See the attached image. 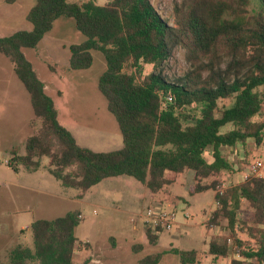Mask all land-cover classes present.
<instances>
[{
  "label": "trees",
  "instance_id": "16d2710c",
  "mask_svg": "<svg viewBox=\"0 0 264 264\" xmlns=\"http://www.w3.org/2000/svg\"><path fill=\"white\" fill-rule=\"evenodd\" d=\"M61 17L72 18L86 37L69 47L70 70L89 69L93 51L104 55L106 70L98 90L118 124L123 143L118 150L95 152L77 143L59 122L53 99L23 52L37 47ZM26 19L31 30L0 36V55L13 64L29 95L31 127L36 121L39 127L27 138L24 153L11 149L10 165L35 171L46 157L49 173L64 187L79 190V198L118 176L132 177L157 194L192 171L191 195L215 192L216 209L207 225L220 227L225 219L228 231L209 241L208 253L219 259L234 250L240 259L231 264H264V177L248 176L217 192L222 175L235 170L223 149L240 146L248 157L250 140L257 149L264 143V118L254 120L264 114V0H179L172 22L151 0H110L104 5L96 0H35ZM178 49L188 66L181 75L170 73L169 62ZM147 65L152 71L146 74ZM224 101L232 104L221 106ZM244 209L249 218L241 217ZM81 217L73 210L34 221L32 248L18 245L7 263L0 259V264H78L74 255L82 243L75 231ZM163 232L161 227L156 232L147 228L146 236L155 244ZM170 252L180 264L200 260L194 250ZM162 256L152 254L138 264H159Z\"/></svg>",
  "mask_w": 264,
  "mask_h": 264
},
{
  "label": "rangeland",
  "instance_id": "374dc122",
  "mask_svg": "<svg viewBox=\"0 0 264 264\" xmlns=\"http://www.w3.org/2000/svg\"><path fill=\"white\" fill-rule=\"evenodd\" d=\"M68 1L83 3L89 0ZM109 1L96 0V3L104 5ZM175 1L179 0H151V3L162 17L172 22ZM34 4L35 0H19L14 4L0 0V36L31 30L26 16ZM85 40L72 18L61 17L37 47L23 49V52L45 84L46 93L57 104L59 122L76 136L77 143L95 152L115 151L123 145L122 136L115 118L108 111L105 97L98 90L99 78L106 70L104 55L93 51V64L87 70L69 68V47ZM169 63L171 74L181 75L188 68L182 49L176 51ZM151 71L152 66H145L144 73ZM231 104L232 101L220 103L221 106ZM261 118L264 114L254 120ZM33 119L27 91L15 75L11 61L0 55V259L3 263H7L9 252L16 246L32 248L31 225L34 221L53 220L73 210L82 214V222L75 231V237L82 243L76 251L81 252L75 256L77 263L87 261L91 264L85 243L94 247L98 264H138L157 253L163 254L159 264H180L171 249L197 251L200 255L197 264H231L233 259H240L234 250L223 259H214L208 253L209 241L227 235L228 231L225 219L221 220L220 227L207 225L210 213L216 209L215 192L210 189L191 195L192 171L181 174L173 185L157 194L148 192L132 177L118 176L101 181L79 198V190L64 187L49 173L46 157L40 159V166L35 171L21 166L14 169L10 165L11 149L19 147L24 153L27 138L39 127L36 121L33 130ZM246 149L251 153L248 157L240 146L223 149V155L235 169L220 178L226 186L237 184L246 176H257L250 172L256 162L262 165L258 176L264 177V143L257 149L250 140ZM206 158L211 161L208 155ZM137 198L139 201L135 202ZM149 206L175 216L172 229L160 233L155 244L149 242L145 232L147 227L144 228L136 216ZM250 216L246 209L241 213L243 218ZM135 223L138 231L134 229ZM116 241L119 250L115 252L112 247Z\"/></svg>",
  "mask_w": 264,
  "mask_h": 264
},
{
  "label": "built area",
  "instance_id": "2783aa9c",
  "mask_svg": "<svg viewBox=\"0 0 264 264\" xmlns=\"http://www.w3.org/2000/svg\"><path fill=\"white\" fill-rule=\"evenodd\" d=\"M261 163L256 162L250 167V172L254 175L257 174L261 169ZM247 177V176H246ZM227 186L223 183L221 186L217 188L218 193H222L224 189ZM138 219L147 227L155 232L159 227L163 228L164 230H170L172 229L173 225L175 224V216L172 214H169L166 211H163L161 209L149 206L148 208H145L141 210L138 214H136ZM223 259V258H219ZM90 262L93 264H98V260L94 258V254L91 255Z\"/></svg>",
  "mask_w": 264,
  "mask_h": 264
},
{
  "label": "crops",
  "instance_id": "0c3cea01",
  "mask_svg": "<svg viewBox=\"0 0 264 264\" xmlns=\"http://www.w3.org/2000/svg\"><path fill=\"white\" fill-rule=\"evenodd\" d=\"M43 82V81H42ZM55 106H56V109H57V112H58V119H59V110H58V107H57V104H55ZM71 132V131H70ZM72 133V132H71ZM73 134V133H72ZM73 136L75 137V139H76V141H77V138H76V136L73 134ZM184 174V173H183ZM246 178V177H245ZM191 179H192V183H194V173L191 175ZM144 186V185H143ZM148 190V189H147ZM149 192V191H148ZM147 196V195H146ZM137 201H139V199L137 198L136 200H135V202H137ZM140 221V220H139ZM141 222V221H140ZM142 223V222H141ZM142 225L144 226V228H146V226L142 223ZM134 229L135 230H139V228H138V225H137V223H135L134 224ZM145 232H146V229H145ZM153 232H155L154 230H153ZM159 239V238H158ZM85 244H87V249H89L88 250V253H90V255H92L93 253H95V250H94V247H92V245L90 244V243H85ZM84 244V245H85ZM93 250V251H92ZM112 250L113 251H117V250H119V245H118V243H117V241H116V243H114V245H113V247H112ZM92 251V252H91ZM81 253V252H80ZM80 253H76L75 252V255H74V260H75V256L77 255V254H80ZM81 255V254H80ZM89 255V256H90ZM88 256V257H89ZM81 257V256H80ZM80 259V258H79ZM77 263V262H76ZM84 263V262H83ZM91 263V262H90ZM78 264H82V263H78ZM87 264H88V262H87ZM91 264H93V263H91Z\"/></svg>",
  "mask_w": 264,
  "mask_h": 264
}]
</instances>
